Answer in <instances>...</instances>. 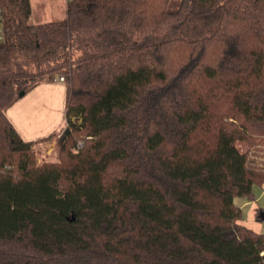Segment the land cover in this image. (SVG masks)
<instances>
[{"label":"trees","instance_id":"obj_1","mask_svg":"<svg viewBox=\"0 0 264 264\" xmlns=\"http://www.w3.org/2000/svg\"><path fill=\"white\" fill-rule=\"evenodd\" d=\"M0 7V264H264L235 204L264 189V0ZM61 76L65 130L23 139L7 111Z\"/></svg>","mask_w":264,"mask_h":264},{"label":"rangeland","instance_id":"obj_2","mask_svg":"<svg viewBox=\"0 0 264 264\" xmlns=\"http://www.w3.org/2000/svg\"><path fill=\"white\" fill-rule=\"evenodd\" d=\"M65 0H31L32 23L58 21L66 15L63 5ZM68 0H66L67 5ZM67 85L57 80L44 83L21 97L8 111L7 116L13 121L21 137L27 141H36L53 132H62L66 127ZM71 120L80 123L82 118L73 115ZM64 138L59 133L48 142L38 143L34 150L36 161L40 165L46 161H57L59 158L58 141ZM252 199L238 197L235 204L242 210L240 222L251 230L264 234V189L253 188Z\"/></svg>","mask_w":264,"mask_h":264},{"label":"built area","instance_id":"obj_3","mask_svg":"<svg viewBox=\"0 0 264 264\" xmlns=\"http://www.w3.org/2000/svg\"><path fill=\"white\" fill-rule=\"evenodd\" d=\"M5 39V32H4V27H3V12L2 9L0 7V45L2 44V42ZM59 81L64 82V77L61 76L58 78ZM83 146L82 142H80L78 144V146L76 147V150L80 149Z\"/></svg>","mask_w":264,"mask_h":264},{"label":"crops","instance_id":"obj_4","mask_svg":"<svg viewBox=\"0 0 264 264\" xmlns=\"http://www.w3.org/2000/svg\"><path fill=\"white\" fill-rule=\"evenodd\" d=\"M63 5H64V7H65V10H66V7H67V5H66V0H65V2L63 3ZM66 17V15H64V17H63V19ZM62 20V19H61ZM56 82V81H55ZM36 88V87H35ZM18 102V101H17ZM11 120V119H10ZM12 121V120H11ZM12 123H13V121H12ZM14 124V123H13ZM14 126H15V124H14ZM18 131V130H17ZM20 134V133H19Z\"/></svg>","mask_w":264,"mask_h":264},{"label":"water","instance_id":"obj_5","mask_svg":"<svg viewBox=\"0 0 264 264\" xmlns=\"http://www.w3.org/2000/svg\"><path fill=\"white\" fill-rule=\"evenodd\" d=\"M25 95L24 92L20 93V98L23 97ZM68 134V131L66 132Z\"/></svg>","mask_w":264,"mask_h":264}]
</instances>
